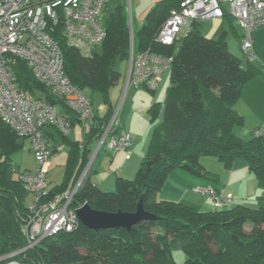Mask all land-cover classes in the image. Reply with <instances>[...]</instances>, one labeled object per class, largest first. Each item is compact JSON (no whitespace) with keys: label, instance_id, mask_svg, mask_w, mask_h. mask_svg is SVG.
<instances>
[{"label":"trees","instance_id":"trees-1","mask_svg":"<svg viewBox=\"0 0 264 264\" xmlns=\"http://www.w3.org/2000/svg\"><path fill=\"white\" fill-rule=\"evenodd\" d=\"M181 1L157 2L145 24L135 32V51L150 48L173 56L163 115L159 118V102L148 110L152 122L159 120L136 177H118L116 191H102L92 183L90 172L73 200V206L87 202L97 210L131 212L143 195L144 209L157 218L145 219L131 229L94 230L81 223L76 231L48 236L34 248L1 260L0 264L14 257L42 264H177L173 252L180 249L188 264H264V207L238 204L203 211L190 202L159 197L174 168L210 175L200 162L203 156L218 159L226 168L244 159L264 184V134L243 138L234 132V127L244 122L236 108L243 86L252 77L264 74V70L250 60L244 63L229 51L226 31L217 38L207 36L197 21L172 44L157 42L159 28L173 10L180 8ZM230 23L236 32L234 23ZM104 26L106 36L91 56H84L69 45L62 23L53 33L64 53L65 72L71 82L83 91L99 92L109 104L105 116L97 115L98 124L108 121L114 112L110 90L120 76L114 64L118 59H128L130 54L125 7L120 4L107 13ZM15 69L21 88L53 105L64 103L62 97L34 76L25 61L20 60ZM69 112L75 114L74 120L79 119L77 113ZM68 119L72 126V117L68 115ZM57 131L70 149L63 181L50 190L51 195L63 193L77 181L91 152L88 143L99 137L101 128L92 126L89 142L84 145ZM21 138L0 118V257L27 244L20 228L29 202L24 185L15 174L14 167H19L12 159L13 153L23 146Z\"/></svg>","mask_w":264,"mask_h":264},{"label":"built area","instance_id":"built-area-1","mask_svg":"<svg viewBox=\"0 0 264 264\" xmlns=\"http://www.w3.org/2000/svg\"><path fill=\"white\" fill-rule=\"evenodd\" d=\"M110 0H0V118L21 137H29L38 161L34 171L14 167L32 200L21 225V233L28 245L0 257L6 260L21 251L34 248L44 238L76 231L81 220L77 214L80 205L73 206L76 193L92 171L101 148L113 152L132 153V136L123 131L116 134L114 124L121 103L112 117L98 124L97 114L89 96L74 85L65 72L64 53L54 37L56 27L62 31L69 45L84 56H91L106 36L104 18ZM229 3V7L224 6ZM232 15L242 28L241 47L249 59L255 58L252 31L264 26V0H182L159 28L155 40L172 44L189 31L193 22H202ZM132 9L128 8L130 54L127 85H147L156 89L163 73L170 68L173 56H165L150 48L135 51V30ZM26 62L34 76L63 98L65 105L78 114L81 122L101 128L98 145L88 158L77 181L61 194L51 195L47 181L51 150L44 128L54 125L69 135L71 123L56 105L37 98L30 90L21 88L17 81L16 65ZM258 133H262L258 131ZM196 192L209 195L215 208L231 203L234 196L212 185H198ZM82 205V204H81ZM5 264H42L11 258Z\"/></svg>","mask_w":264,"mask_h":264},{"label":"crops","instance_id":"crops-1","mask_svg":"<svg viewBox=\"0 0 264 264\" xmlns=\"http://www.w3.org/2000/svg\"><path fill=\"white\" fill-rule=\"evenodd\" d=\"M222 19L223 18L207 20V21H215L214 27L212 28V30H210L207 33V36L214 37L215 33H218V31L222 29V28L218 29V27L221 24L220 22L222 21ZM223 32H225V30ZM240 36L242 38V35ZM252 36L254 40V49H255L256 56L254 59H249L247 55L245 54L246 59L244 60V63L250 60L254 64H256L257 66H260L264 70V30H261V28L259 27L252 31ZM128 68H129V65H128ZM127 77H128V73H126L125 77H122L120 74L117 80L118 85L121 83L123 84L124 92L127 93L125 100H124V96L120 100L121 109L124 106L126 109L128 105L127 103H128L129 96L133 91L132 85H127ZM141 86L147 87L149 90H151L154 93L156 92L157 89L159 90L161 89L162 91L161 93H163L164 90L166 89L165 93H167L168 87L170 86V73H167V74L165 72L163 73L161 80L159 81L156 89L154 90L150 89L147 85H141ZM138 91H139L138 89L135 90V92H138ZM110 93H111V90H110ZM160 98H162V96ZM112 99L114 100L113 96L111 98V95H110V103L115 111V106L113 104ZM155 99L157 98L151 97L150 100L153 102H150V103L144 102L143 107H146V110H147L146 113H147L150 106L153 103L159 102L160 103V115L159 116L161 118L163 115L164 108H165L166 96L163 101L155 100ZM134 103L135 101H133L131 104H134ZM130 107L132 108L131 105ZM57 108L59 112L66 114L67 116L68 115L71 116L72 119L75 116L74 113L69 112L70 109L67 108L64 103L58 104ZM236 108L244 117V122L234 127V132L238 136L243 137V138H249L252 136L253 133L254 134H264V74H258L252 77L251 79H249L244 84L242 94L237 102ZM101 109L103 110L102 112L103 114H97V113L96 114L98 116H105L108 112L109 104H106L103 101L101 104ZM148 115L150 116V114ZM118 118H119V114H118L116 122L118 121ZM139 120H141L143 125L144 124L146 125V118L139 117ZM150 121L152 122L151 119ZM116 122L114 124V129H115L116 134L118 133L121 134L123 131H127L131 133L132 153L130 157H127V153L125 151L113 152L110 150V153L112 154L111 169L113 170L107 171L106 175L105 174L101 175L100 173L97 175L95 174L93 175V173L95 172L97 173V170H96L97 163L96 162H97L98 156L102 148L100 149L96 162H95V167H93L94 169H92L91 171L92 172L91 181L94 185H97L98 188L101 189L102 191H106L104 190L105 189L104 185H107L109 187L107 189H113L112 187L116 185L118 186V182H116L118 177L133 179L129 177L131 175H134V173L137 172V170L139 169L142 158L144 157V155L146 154L148 150V147H149V144L152 138L153 130L155 127V124H154L153 130L151 133L148 125L147 127L144 128L135 123L133 125L132 124L128 125L126 128L122 126V124L117 123L118 125H116ZM90 128H91L90 125L81 122L80 119H76L75 117V120L73 119L71 131L73 130V132L77 135L78 138L76 139L72 138L70 135L69 137L73 141H79L81 145H84L85 144L84 142L88 141ZM44 131H45V137L48 139V141L54 140L55 132L58 133L57 128L54 125L45 126ZM258 131H261L262 133H258ZM65 143L68 145V154H67V159H68L70 146L67 142ZM97 145H98V138H95L91 140V142L88 143V148H90L91 150L89 155L92 153V150L96 148ZM55 149L57 150L56 145L54 146V151H56ZM105 150H108V149L105 148ZM67 159H66V162H67ZM200 162L204 165L206 170L211 172L210 175L199 176V175H195L190 172H187L182 168H174L173 170H171L169 177L165 181L164 186L161 190L162 195L160 194L159 197L160 198L161 196L163 198L168 197L163 192L171 193L168 199L183 200V201H188L191 203L195 202L197 203V206L200 207V209L203 211L214 210L215 205H214L213 199L209 195L203 194L201 192H196L193 189L195 186H198V185H203V186L212 185L216 189L224 190L225 193H231L234 196L233 202L224 204L222 208H230L238 204L246 205V206H249L255 209L264 207V184H261L260 180L257 178L255 173L250 170L249 163L246 160L238 159L234 161L232 166L229 168H226L224 164L218 159L214 157H210V156L201 157ZM16 165L19 167L18 164ZM49 170H50V166L48 164V172ZM62 181H63V178L61 182ZM60 183L50 186L49 189L51 190L54 186Z\"/></svg>","mask_w":264,"mask_h":264},{"label":"rangeland","instance_id":"rangeland-1","mask_svg":"<svg viewBox=\"0 0 264 264\" xmlns=\"http://www.w3.org/2000/svg\"><path fill=\"white\" fill-rule=\"evenodd\" d=\"M159 1L160 0H110L108 3L107 13H109L110 11L115 9L120 4L125 7V9L127 10V13H128V8L130 5L131 9H132V17H133L132 22L134 25V30H135V32H138L140 30V28H142V26L145 24V22L147 20V15L150 12V10ZM224 6H226L228 8L229 3L224 2ZM230 22L234 23V27L236 28L237 33L234 31ZM220 23L221 24L218 27V29H220V28H222V29L220 31H218V33H215L213 38L219 37L224 30L227 31V34L225 35V37H226V40L228 42L229 51L231 53H233L235 56L239 57L244 62V60L246 59V55H245L244 50L241 47V36L240 35H242V29L240 28L236 18H234L232 15L229 14L228 16L223 17V19ZM214 24H215V21H202L199 23V29L204 34L207 35V33L210 30H212V28L214 27ZM260 28H261V30H264V26H261ZM128 65H129L128 59H124V60L118 59L114 64V68L120 72L122 77H125L126 73H128ZM165 73L166 74L170 73V68L167 69L165 71ZM136 89H138L139 91L135 92ZM132 90L133 91L129 96L128 103H127L128 105H127L126 109H125V106L122 107V109L120 107L119 118H118V121L116 122V125L122 124V126H124L126 128L128 125H130V124L133 125L135 123L139 126L144 127V128L147 127V125H148L149 130L152 133L153 126H154L155 122H157L159 119H157V121H155L154 123L151 122L150 121L151 118L148 115L149 113L148 112L146 113L147 110H146V107H143V103L144 102H146V103L147 102H149V103L153 102L150 100L151 97H153V98L156 97L157 99H155V100L163 101L165 99V96H166V93H165L166 89L164 90L163 93H161L162 92L161 89L160 90L157 89L156 92L154 93L151 90H149L147 87L132 85ZM85 92L89 96V98L92 100L95 112L97 114H103L102 113L103 110L101 109V104H102L103 100H102L100 93L99 92H92L90 89H86ZM110 95H111V98H112V96L114 98V100L113 99L112 100H113V104L115 106V110H117V108L120 105V100L123 98V96H124V100H125L127 93L124 92L123 84L121 83L118 85V82H117V84L115 83L112 86ZM161 96H162V98H160ZM133 101H135V103L131 104ZM130 105L132 106V108L130 107ZM139 117L146 118V125L142 124L141 120H139ZM159 118H160V116H159ZM69 135L72 138H75V139L78 138L77 135L73 132V130L69 133ZM45 139L48 140L47 138H45ZM20 140H21V142H23V146L19 149V151H16L15 153H13L12 159H13L15 164L19 165V168L21 169V171H24L27 169L34 171L38 168V161L35 157V153H34V150L32 147V140L29 137H23ZM49 145H50L49 146L50 150H52V153L49 157L50 170L47 174L48 186L50 187L52 185L60 183L62 178H63L64 168H65L64 166L66 164V159H67V154H68V145L65 143L62 136L57 132H55L54 140L49 141ZM55 145L57 147V150L53 151ZM94 150H95V148L92 150V153L89 155V157L92 156ZM111 156H112V154L110 153V150H105L104 147L101 149V152L98 156L97 162L95 161L97 163V166H96L97 167V169H96L97 173L95 172V173H93V175L94 174L97 175L99 173L101 175H104V174L106 175L107 171L113 170V169H111V158H112ZM141 163H142V161H141ZM140 166H139V168H140ZM94 167H95V164H94ZM138 170H137V172H138ZM137 172H135L136 174L134 173V175H131L129 178H135L137 175ZM16 175H18V173ZM116 182H117V180H116ZM104 188H105L104 190H106V191L107 190L108 191H116L118 189V186L116 185V186L112 187L113 189H107L109 187L107 185H104ZM192 191H193V189H192ZM161 192L162 191L159 192V196H160ZM163 193L166 194V196H168V197L171 194V193H166V192H163ZM168 197L163 198L161 196L162 199H168ZM27 200L29 202L32 200L31 193H27ZM181 201H183V200H181ZM186 202H188V201H186ZM192 204L197 205V203H195V202H193ZM27 245H28V242H27L26 246ZM20 250H22V249H19L17 251H20ZM80 251L82 253L86 252V250L84 248H80ZM173 257H174L177 264H188L186 262V254L181 249L175 250L173 252Z\"/></svg>","mask_w":264,"mask_h":264},{"label":"water","instance_id":"water-1","mask_svg":"<svg viewBox=\"0 0 264 264\" xmlns=\"http://www.w3.org/2000/svg\"><path fill=\"white\" fill-rule=\"evenodd\" d=\"M77 214L81 223L89 229L99 230L101 228L124 227L131 229L133 225L145 220L157 218L144 209L143 195H141L135 211L115 212L94 209L89 203L85 202L77 208ZM3 259H0V261Z\"/></svg>","mask_w":264,"mask_h":264}]
</instances>
